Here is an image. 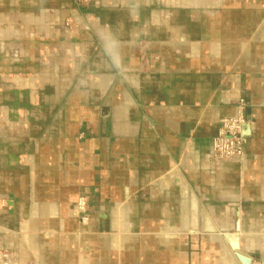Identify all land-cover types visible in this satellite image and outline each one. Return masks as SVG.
Instances as JSON below:
<instances>
[{
  "label": "crops",
  "instance_id": "0c3cea01",
  "mask_svg": "<svg viewBox=\"0 0 264 264\" xmlns=\"http://www.w3.org/2000/svg\"><path fill=\"white\" fill-rule=\"evenodd\" d=\"M106 27L135 38L124 77L102 56ZM239 115L246 162L215 160ZM140 187L180 218L168 233L188 201L212 203L225 232L240 211L245 253L264 256V0H145L134 18L125 0H0V264H97L75 251L71 208L94 195L130 227Z\"/></svg>",
  "mask_w": 264,
  "mask_h": 264
},
{
  "label": "rangeland",
  "instance_id": "374dc122",
  "mask_svg": "<svg viewBox=\"0 0 264 264\" xmlns=\"http://www.w3.org/2000/svg\"><path fill=\"white\" fill-rule=\"evenodd\" d=\"M245 162L246 160L243 163ZM147 190L149 188L140 187L138 193L136 192L135 214L137 215L129 216L130 227L128 223L123 222L127 218L123 211L124 208L117 207L116 212L122 217L117 219L119 223L116 229L113 228V219L111 217L114 211L112 205L104 208L100 205L101 201H97L96 196L90 194L81 195L79 201L70 210V219L75 222L76 227L75 231L69 236L70 239H75L74 244L77 254L81 257L87 254L91 255L92 261L98 260L97 264H100V262L102 264H140L143 256V260L147 264L151 259L154 260L155 258L153 257L155 256L157 259L165 257L168 251L172 252L176 247L175 252L178 257L174 260V264H211V262H215V264H230L227 261L233 260L226 258L230 253L235 256L234 259L236 261L231 264H242L237 255H243L251 260L253 258L251 264H264V256H262L260 250L256 249L248 253L252 258L245 253L243 244L246 239L240 242V252H234L229 243L228 247L231 252L224 248L223 242H228L224 237L227 232L220 231L222 230L220 221L212 217V203L210 202L198 201L196 203L188 201L186 207L191 215L187 219L189 224L186 228H182L180 232L168 233L167 228H165L166 222L171 221L172 226H175V224H179L180 218L175 216L168 218L160 215L163 213L161 211L163 203L152 200V194L147 192ZM195 204L199 207V211L196 209ZM217 205L220 210H225L232 204L216 203ZM260 205H263V203H248L243 206L251 210L258 209ZM146 209L149 210L148 216L144 215ZM206 214L211 217L219 230L216 227L215 232H207L205 230L203 216ZM102 215L110 217L105 221L104 226H102L103 224L101 225V222H103L101 219ZM203 227L208 237L201 230ZM242 229H244V218L243 214L240 213V238L245 237ZM189 230H194L197 233H190ZM84 238H86V241H84ZM80 239L82 241H79ZM87 240H90L95 246L92 250L89 249ZM106 246L110 249L106 248ZM208 254L210 259L207 258ZM211 258L213 261H211Z\"/></svg>",
  "mask_w": 264,
  "mask_h": 264
},
{
  "label": "clouds",
  "instance_id": "9594fccd",
  "mask_svg": "<svg viewBox=\"0 0 264 264\" xmlns=\"http://www.w3.org/2000/svg\"><path fill=\"white\" fill-rule=\"evenodd\" d=\"M144 4L145 0H125L129 17L134 18L139 15ZM96 37L99 41L103 58L117 76L124 77L128 71L125 63L126 43H134L135 38L132 41L125 42L121 39L119 31L111 27L98 30Z\"/></svg>",
  "mask_w": 264,
  "mask_h": 264
},
{
  "label": "built area",
  "instance_id": "2783aa9c",
  "mask_svg": "<svg viewBox=\"0 0 264 264\" xmlns=\"http://www.w3.org/2000/svg\"><path fill=\"white\" fill-rule=\"evenodd\" d=\"M247 123L243 115L222 122L220 133L213 141L212 156L217 161L246 160L247 139L244 135Z\"/></svg>",
  "mask_w": 264,
  "mask_h": 264
},
{
  "label": "bare ground",
  "instance_id": "6f19581e",
  "mask_svg": "<svg viewBox=\"0 0 264 264\" xmlns=\"http://www.w3.org/2000/svg\"><path fill=\"white\" fill-rule=\"evenodd\" d=\"M82 204H83V203H82ZM236 218H237V221H236L235 230H234L233 232H227V233H225V235H224L225 239H226L228 242H223V243H224L223 245H225L224 248H226L228 252H231V250H229L228 243H229V245L231 246V248H232V250H233L234 252L240 250V242H241V240H242V238H240V236H239V232H240V211H237V212H236ZM210 220H211V219H209V217H208L207 215L204 216V226H205V230H206L207 232H215L216 228H215V226L212 225V223H211ZM203 228H204V227H203ZM217 231H218V230H217ZM205 234H207V233H205ZM218 235H219V234H218ZM220 235H221V234H220ZM221 238H222V237H221ZM221 238H220V240H221ZM222 241H224V240H222ZM232 244H234V245H238V248H239V249H234V248L232 247ZM220 247H222V246H220ZM239 252H240V251H239ZM234 257H235V256H234L233 254L230 253L226 258L229 259V260H233V261H227V262H229L230 264H231V263H234V261H235ZM237 258L239 259V261H240L242 264H251V263H252V260H251V259H249L248 257H244L243 255H237ZM237 258H236V260H237ZM235 262H236V261H235ZM237 264H239V263H237Z\"/></svg>",
  "mask_w": 264,
  "mask_h": 264
},
{
  "label": "water",
  "instance_id": "95a60500",
  "mask_svg": "<svg viewBox=\"0 0 264 264\" xmlns=\"http://www.w3.org/2000/svg\"><path fill=\"white\" fill-rule=\"evenodd\" d=\"M232 247H233L234 249H239V248H238V245H234V244H232Z\"/></svg>",
  "mask_w": 264,
  "mask_h": 264
}]
</instances>
